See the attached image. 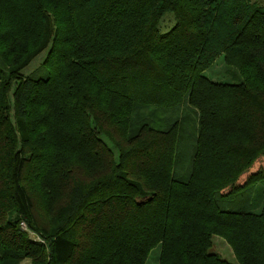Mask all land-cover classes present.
<instances>
[{
    "label": "trees",
    "instance_id": "1",
    "mask_svg": "<svg viewBox=\"0 0 264 264\" xmlns=\"http://www.w3.org/2000/svg\"><path fill=\"white\" fill-rule=\"evenodd\" d=\"M218 58L238 83L204 76ZM258 183L264 0H0V264H146L159 246V264H229L213 237L264 264Z\"/></svg>",
    "mask_w": 264,
    "mask_h": 264
},
{
    "label": "rangeland",
    "instance_id": "2",
    "mask_svg": "<svg viewBox=\"0 0 264 264\" xmlns=\"http://www.w3.org/2000/svg\"><path fill=\"white\" fill-rule=\"evenodd\" d=\"M258 3L260 0H255ZM168 17H172L170 14H166L163 18V21L166 20ZM173 20V17H172ZM162 21V22H163ZM174 25V20L171 22V24L167 27L160 24V31L161 32H167L169 31ZM48 51H44L42 54H40L36 59H34L30 65L25 68L22 71L23 77L31 76L41 65L43 64ZM204 76L209 79L211 82L214 83H238L241 78L239 77L238 73L235 69L227 67L224 62L223 58H218L216 62L210 67L206 72H204ZM191 109H185L184 114L182 115V123L180 125V128L182 129V134L180 135L181 138V145L179 150V161L176 165L175 172L177 175H179L183 180H188L190 177V169L192 168L193 161V150L191 148L190 142L192 139V134L194 133L193 130L197 131L198 127V120L193 116V114L190 112ZM102 140L107 144L109 149L112 150L114 155L117 157V151L115 150L114 146H112L106 139L102 138ZM257 186H260V188L263 186L264 183H258ZM262 189H256L252 191L253 196L258 198L260 196ZM36 205H37V200ZM258 204V203H256ZM39 205V204H38ZM254 213H260L261 210L259 207L254 208ZM41 219L44 217V211H40ZM43 216V217H42ZM21 230L26 233L27 238L35 243L43 244V246L47 249L48 245L45 239H43L39 234L29 230L25 224L23 223V227L21 226ZM210 254L218 255L221 259L225 260L229 264H237V261L232 253L231 248L229 245L220 237H213L212 238V246L209 250ZM159 256H160V246L153 249L146 261V264H159ZM37 262V261H36ZM32 259H24L19 262V264H38ZM42 264V263H41Z\"/></svg>",
    "mask_w": 264,
    "mask_h": 264
},
{
    "label": "built area",
    "instance_id": "3",
    "mask_svg": "<svg viewBox=\"0 0 264 264\" xmlns=\"http://www.w3.org/2000/svg\"><path fill=\"white\" fill-rule=\"evenodd\" d=\"M21 226L23 227V223L21 224Z\"/></svg>",
    "mask_w": 264,
    "mask_h": 264
}]
</instances>
